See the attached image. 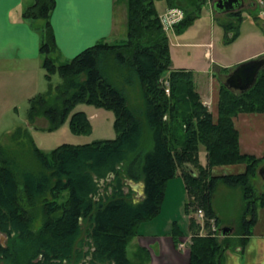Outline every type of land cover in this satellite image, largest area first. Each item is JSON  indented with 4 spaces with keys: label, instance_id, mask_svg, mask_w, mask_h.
<instances>
[{
    "label": "trees",
    "instance_id": "1",
    "mask_svg": "<svg viewBox=\"0 0 264 264\" xmlns=\"http://www.w3.org/2000/svg\"><path fill=\"white\" fill-rule=\"evenodd\" d=\"M156 1L125 0L124 38L99 41L63 61L50 23L54 0H32L25 9L23 16L42 25L39 50L47 81L46 90L29 99L28 121L41 117L45 129L54 130L69 117L72 132L87 133L91 126L85 112L73 111L77 103H86L113 111L116 137L62 143L47 152L31 142L37 170L21 167L12 150L0 144V233L7 237L4 245L0 243V263L146 264L142 248L134 260L128 258L126 248L138 225L160 211L166 181L177 169L185 188L188 264H223L226 248H241L256 208L264 207V190L256 193L250 181L264 154L255 157L239 151L232 117L264 112V69L243 92L220 82L214 121L195 89L192 72L170 69V43ZM163 1L166 7L185 3L175 32L195 18L186 9L190 3L197 10L204 4L203 0ZM229 27L223 25L225 30ZM166 72L168 93L161 79ZM53 73L60 77L56 84L51 83ZM133 83L142 102L136 108L128 104L125 92V85ZM24 130L12 141L20 144L19 133L29 136ZM199 144L205 149L204 165L198 157ZM228 164H242L243 169L211 174L212 166ZM128 179L144 182V197L137 202L132 201ZM219 183L239 189L245 203L240 227H234L232 236L199 235L197 209H202L207 229L210 219L220 224L211 202ZM169 233L175 242L183 235L175 221Z\"/></svg>",
    "mask_w": 264,
    "mask_h": 264
},
{
    "label": "crops",
    "instance_id": "2",
    "mask_svg": "<svg viewBox=\"0 0 264 264\" xmlns=\"http://www.w3.org/2000/svg\"><path fill=\"white\" fill-rule=\"evenodd\" d=\"M157 2V9L158 6H161L158 9L160 12L166 6L162 4V0H157ZM31 3L32 0H0V119L6 115L4 112L11 110L12 105L17 104L13 101L17 92L21 94V91L23 92V89L30 85L32 95L39 93L35 92L38 91V82L36 79L32 80L31 75L43 69V57L38 51L42 25L38 20L23 16L25 9ZM207 6L213 17H222L225 14L239 17L238 10L242 8L255 10L251 0H241L240 6L236 10L221 14L216 12L211 4ZM187 10L191 16L194 15L196 18L200 7L197 10L196 5L190 3ZM119 12L123 13L126 18L125 0H54L50 23L60 56L68 59L99 41L113 43L124 38V36L118 37L120 31L113 38L110 37L112 32L116 31L114 30L115 18ZM225 23L223 22L222 25ZM176 44L187 47L202 46L207 43L180 40ZM263 51L264 49L259 50L255 54H260ZM178 60L177 65L180 66L173 67L171 61L170 69H185L192 72L195 89L202 103L210 111L213 120L216 121L221 76L231 66L229 67V63L213 59L208 50L204 51L198 61L196 57L188 61L186 58ZM211 64L212 69L210 68ZM27 97L29 102L30 97L33 96ZM258 120L262 122V125L258 124ZM232 124L237 131V144L240 152L255 157L264 154V112H239L232 117ZM242 169V164L214 165L210 168V172L213 175H221L238 173ZM128 187L130 188L129 185ZM130 190L134 193L131 188ZM153 218L144 221L149 222L148 227L145 229L138 227L137 235L129 241L130 243L134 240L135 243L132 250L133 255L139 248H142L148 258L146 264H188L190 242L187 232L188 221L186 226L183 225L185 228L178 224L183 235L179 236L175 242L169 233L170 223L174 220L166 222L160 229L158 221ZM223 226L229 227L224 236H232L233 224L225 222L220 225V227ZM180 242H183L184 245L178 246ZM223 264H264V207L257 209L254 223L249 228L241 248L235 246L224 250Z\"/></svg>",
    "mask_w": 264,
    "mask_h": 264
},
{
    "label": "rangeland",
    "instance_id": "3",
    "mask_svg": "<svg viewBox=\"0 0 264 264\" xmlns=\"http://www.w3.org/2000/svg\"><path fill=\"white\" fill-rule=\"evenodd\" d=\"M156 3L158 4L157 1ZM162 4L166 5L163 0ZM178 4H181L182 6L185 3L180 2ZM207 5V3L202 4L199 14L193 23L183 29L182 32L178 33L174 30H169L167 32L170 43V62L172 61L173 67L177 68V66H180L177 65L179 63L178 59L180 58H186L188 61L193 57H196V60L198 61L199 58L202 57L205 50L210 51L211 57L216 61L229 63V67H233L239 62L261 55L264 52L255 54L257 51L264 49V22L258 18L254 9L242 8L241 10H238L239 17L227 14L222 17H213L209 13ZM181 6H178V8H180L181 10H179L183 13L184 9ZM160 8L161 6H158V9ZM162 11L163 10H161L160 13ZM237 18L238 21L236 20ZM223 22H226L224 25H230L227 30L223 29ZM114 27V30L116 31L113 30L114 32H112L110 37L113 38L119 31L120 33H118V37L126 36V18L123 13L119 12L116 14ZM233 35L234 37L231 39ZM180 40L183 42L187 40L188 42H205L207 44L202 46L181 47L179 46L180 44H176V42ZM38 51L40 52L39 49ZM57 51L59 60L63 61L67 59L64 56H60L61 54L59 53V49ZM210 68L212 69V64L210 65ZM167 75V72L163 74L161 77L162 81L167 77ZM31 78L32 80L36 79L38 82V91L35 92L42 93L46 90L47 81L44 77V69L33 73ZM223 79L224 72L221 76L222 81ZM59 81V75L57 73H53L51 75V83L56 84ZM30 89L31 86L29 85L27 88L23 89V92L21 91V94L17 92L13 97V101L17 104L12 105L11 110L4 112L6 115L0 119V144L4 145L7 149L12 150L17 164L21 165V167H27L32 170L38 169L31 152V142L39 149L47 152L62 143L84 144L91 143L96 140L112 139L116 137V131L113 127V111L86 103H77L73 111L85 112L91 126L90 131L87 133L72 132L69 128V117L54 130H46V121L40 119L41 117L35 118L32 122H29L27 119L29 103L27 96H35L39 94L36 93L35 95H32L30 93ZM125 92L128 104L131 108H136L141 105L142 102L137 83L125 85ZM15 107L17 109H14ZM258 122V124L262 125L260 120H258ZM25 128L29 136L24 133H19L17 136L22 137L20 138V144L13 142L12 136L18 131H25ZM198 157L199 161L202 164H205V149L202 144H199ZM250 181L256 193L264 190V180L260 179V177L256 175V172ZM124 189L127 190L126 187ZM133 195L134 194H132V196ZM184 199V183L179 174V169H177L175 175L166 181L160 211L153 218L154 220L156 219L155 221H158V228L162 229L163 224L171 222V220H174L182 228H185L183 225L185 224L186 226L188 218L183 212ZM211 202L220 218V225L225 224V222H230L235 228L240 227L239 223L242 208L245 203L243 202L237 187H227L219 183L212 195ZM260 208L263 207H257L256 211ZM148 223L149 222H142L138 227L145 229L148 227ZM199 225L200 227L198 232L200 233L199 235H201L206 232L207 227H205L203 222H199ZM0 235H3V238H0V243L4 245L7 237L3 233H0ZM134 244L133 240L128 243L126 248V253L130 260H134L132 252Z\"/></svg>",
    "mask_w": 264,
    "mask_h": 264
},
{
    "label": "water",
    "instance_id": "4",
    "mask_svg": "<svg viewBox=\"0 0 264 264\" xmlns=\"http://www.w3.org/2000/svg\"><path fill=\"white\" fill-rule=\"evenodd\" d=\"M240 3L241 0H214L212 8L218 13H224L236 10L240 6ZM263 65L264 58L262 56L239 62L225 73L223 85L229 89L243 92L253 85L257 73L262 69ZM255 172L260 179L264 180V163L258 165ZM127 183L134 191L133 202H137L144 197L143 181L128 179ZM228 230L229 227L227 226L221 228V232L224 235L227 234ZM0 238L2 239L3 235H0Z\"/></svg>",
    "mask_w": 264,
    "mask_h": 264
},
{
    "label": "built area",
    "instance_id": "5",
    "mask_svg": "<svg viewBox=\"0 0 264 264\" xmlns=\"http://www.w3.org/2000/svg\"><path fill=\"white\" fill-rule=\"evenodd\" d=\"M207 2H210L212 0H205ZM255 6L258 9V16L261 21L264 22V0H253ZM182 17V13L180 10L176 8H170L167 9L162 15H161V22L163 24L164 29L171 28L173 23L178 21ZM165 91L168 92V88H165ZM197 217L202 220L203 219V211L201 209L197 210ZM211 232L210 234L216 235L218 234L217 227L212 223L211 224ZM183 243H180V246H182Z\"/></svg>",
    "mask_w": 264,
    "mask_h": 264
},
{
    "label": "flooded vegetation",
    "instance_id": "6",
    "mask_svg": "<svg viewBox=\"0 0 264 264\" xmlns=\"http://www.w3.org/2000/svg\"><path fill=\"white\" fill-rule=\"evenodd\" d=\"M0 264H2V263H0Z\"/></svg>",
    "mask_w": 264,
    "mask_h": 264
}]
</instances>
